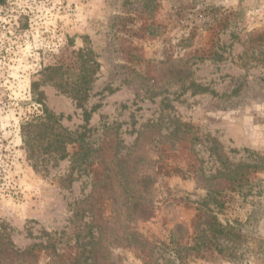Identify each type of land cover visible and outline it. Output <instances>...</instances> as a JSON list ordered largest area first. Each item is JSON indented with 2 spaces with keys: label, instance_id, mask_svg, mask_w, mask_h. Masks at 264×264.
Returning a JSON list of instances; mask_svg holds the SVG:
<instances>
[{
  "label": "rangeland",
  "instance_id": "obj_1",
  "mask_svg": "<svg viewBox=\"0 0 264 264\" xmlns=\"http://www.w3.org/2000/svg\"><path fill=\"white\" fill-rule=\"evenodd\" d=\"M83 66L94 73L79 105ZM44 107L92 148L154 159L153 212L131 224L145 241L110 240V261L264 264V0L0 5V251L7 244L32 249L24 264H59L49 245L54 237L58 253L91 264L101 226L115 223L116 211L105 197L96 218L74 214L78 204L88 205L101 176L95 159L74 170L69 158L47 172L32 166L20 125ZM220 152L237 179H213L227 172ZM205 184L216 188L215 201L203 204ZM205 205L238 238L222 241V253L196 251L189 233L178 256L172 228L192 226Z\"/></svg>",
  "mask_w": 264,
  "mask_h": 264
},
{
  "label": "trees",
  "instance_id": "obj_2",
  "mask_svg": "<svg viewBox=\"0 0 264 264\" xmlns=\"http://www.w3.org/2000/svg\"><path fill=\"white\" fill-rule=\"evenodd\" d=\"M5 0H0V5ZM83 75L78 94V103L88 98L90 82L94 73L93 66L85 68L83 66ZM89 85V86H88ZM33 99L42 103L39 94L37 95L35 86H33ZM90 114L86 113V121L89 120ZM20 133L24 143L27 156L32 162V166L37 171L47 172L49 165L56 166L60 161L70 159L72 170L82 167L89 159L93 158L101 166V176L95 182L94 194L87 206L83 203L78 204L74 214L85 217L90 215L96 218L99 215L100 201L105 197H111L114 211H116L115 223L111 221L103 222L101 226L100 239L101 243L94 242V251L91 264H115L109 260L108 243L114 241H124L125 245H137L138 240H144L132 223L136 222L139 217H150L153 212L152 201L156 194V185L159 178L158 171L154 168V159L147 156L146 153L137 152L120 155L118 150L114 153L107 147L92 148L85 140L82 133L70 131L62 123V116H58L47 110L45 107L42 113L28 120H24L20 125ZM141 138L136 139L139 145ZM72 146L74 151L71 152L69 147ZM137 150V148L135 146ZM221 153V152H220ZM223 169L227 172H220L213 177L214 180L224 179L233 181L238 177L237 168H230L226 156L221 153L219 157ZM228 169V170H227ZM210 181V180H209ZM207 188V195L203 204L214 199L213 194L216 188L211 184L204 185ZM200 211L198 221L192 226L176 223L171 230V242L177 247L178 256L183 248L180 243L189 236V233L195 234V244L193 249L202 251L204 249L214 248L219 253L224 251L221 246L222 241H234L238 238L236 229L230 224L222 223L217 214L211 207L205 205L199 206ZM92 227V226H91ZM112 240V241H110ZM52 246V258L59 261V264H77V259L65 258L64 254L56 251L55 245L58 239L52 237L50 240ZM134 243V244H133ZM0 251V262L7 264H24L26 258L34 256L32 249L18 251L10 248ZM139 246H136V248ZM87 260V258H86Z\"/></svg>",
  "mask_w": 264,
  "mask_h": 264
}]
</instances>
